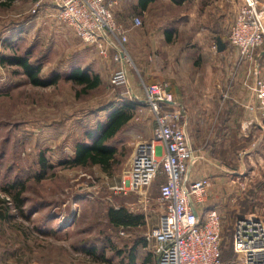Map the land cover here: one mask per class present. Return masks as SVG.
Here are the masks:
<instances>
[{
	"label": "rangeland",
	"instance_id": "obj_1",
	"mask_svg": "<svg viewBox=\"0 0 264 264\" xmlns=\"http://www.w3.org/2000/svg\"><path fill=\"white\" fill-rule=\"evenodd\" d=\"M239 1L231 4L237 8ZM137 8V0H119L114 9L115 21L127 36L124 47L132 63L127 67L132 84L127 80V87H112L110 74L119 68L112 56L102 60L95 49L57 23L50 16L49 3H0V58L28 54L30 62L40 66L41 78H58L53 86L35 88L20 68L0 64V264H131L133 256L134 264L145 258L155 264L147 236L160 215L157 198L163 178L159 174L146 194L123 196L115 189L128 170L136 144L153 131L152 116L142 103L145 73H176L178 52L172 45L177 37L172 45L166 43L146 56L139 39L145 35L144 25L150 28L153 20L150 14L142 18ZM134 17L141 19V27L133 26ZM234 17L229 15L224 28H218L225 42ZM199 51L194 56L202 67L212 50L202 44ZM75 68L97 74L100 86L77 97V87L66 80ZM128 89L132 98L126 94ZM131 100L136 104L133 119L107 142L117 150L110 174L97 166L62 165L73 157L74 145L87 141L86 136L95 133L96 125L104 123L114 107ZM227 100L232 102L225 92L218 94L215 115L221 116L219 104ZM133 128H137L136 135L130 132ZM240 131L244 138L239 144L227 151L216 148L213 159L196 163L191 173L194 179L211 177L207 201L220 215L225 238L237 214L264 218V168L254 170L251 157L256 139L264 137V120L255 125L246 122ZM41 158L50 166L46 174L41 171ZM213 169L214 174L209 172ZM111 207L142 214L145 224L114 228L106 218ZM222 260L239 264L229 251H224Z\"/></svg>",
	"mask_w": 264,
	"mask_h": 264
},
{
	"label": "built area",
	"instance_id": "obj_2",
	"mask_svg": "<svg viewBox=\"0 0 264 264\" xmlns=\"http://www.w3.org/2000/svg\"><path fill=\"white\" fill-rule=\"evenodd\" d=\"M43 1L50 5V16L95 49L99 58L109 60L112 56V62L119 68L110 74V86L127 87V67L132 63L124 47L127 36L114 18L118 0ZM262 5L261 0H240L229 27L228 45L237 52L239 63H254L264 45ZM132 23L134 27L142 25L139 17H134ZM243 83L254 96V112L264 119V76L260 67H248ZM126 94L132 98L129 89ZM143 94L153 118L152 138L136 144L115 193L146 194L157 176L163 175L157 198L163 211L147 236L156 264H224L220 215L206 205L211 177H191L199 158L187 139L183 110L166 84H146ZM230 242L239 264H264V218L237 214L231 223Z\"/></svg>",
	"mask_w": 264,
	"mask_h": 264
},
{
	"label": "crops",
	"instance_id": "obj_3",
	"mask_svg": "<svg viewBox=\"0 0 264 264\" xmlns=\"http://www.w3.org/2000/svg\"><path fill=\"white\" fill-rule=\"evenodd\" d=\"M231 3L232 0H186L179 4L169 0H153L140 14L142 18L152 16L153 20L150 28L144 25L145 35L140 36L139 39L146 56L150 53L154 54L166 43L172 45L174 36L177 37L172 45L178 52L176 73L159 75L147 72L145 84L166 83L169 86L174 101L183 110L187 139L199 158L198 162H208L209 158L213 159L214 154H217L216 148L221 150L224 148L227 151L235 147V144H239L240 138H244L240 131V126L244 123L252 121L255 125L264 120L254 112V96L243 83L245 70L253 65L259 66L264 76V46L255 56L254 63H239L237 52L230 50L228 40L225 42L224 34L220 31L224 28L229 15L232 19L240 6V1L237 8ZM154 23L155 27H153ZM217 38L225 44L222 52L217 51ZM202 44H205L207 48L211 47L212 53L204 57L205 63L201 67L194 55L200 52ZM127 80L131 85L130 73H127ZM223 92L232 102L227 100L219 104L222 114L215 115L213 112L218 107V94ZM142 103L144 104V99ZM224 105H230V107L223 108ZM140 128L144 127L141 125ZM130 132L136 135L137 128L131 129ZM152 132L146 140L152 138ZM256 140L257 145L251 152L252 163L255 166L254 170H262L264 168V164L261 165L264 162V137L261 136ZM218 143L220 146L217 145ZM214 171L216 172L215 169L209 172L214 174ZM206 205L208 208H214L209 200ZM158 210L160 214L163 211V207L159 204ZM154 261L156 264L155 256Z\"/></svg>",
	"mask_w": 264,
	"mask_h": 264
},
{
	"label": "trees",
	"instance_id": "obj_4",
	"mask_svg": "<svg viewBox=\"0 0 264 264\" xmlns=\"http://www.w3.org/2000/svg\"><path fill=\"white\" fill-rule=\"evenodd\" d=\"M15 0H0V3H11ZM172 3L179 4L186 0H169ZM191 1V0H188ZM153 0H138V14L144 11L149 3ZM6 6V5H4ZM168 41V39H167ZM0 64L2 66L18 67L21 69V74L26 77L28 84L35 88H48L53 86L58 78L46 80L40 77V66L36 63H31L28 54L23 56L12 55L10 57H1ZM66 80L71 82L77 91V97L85 95L90 91L97 89L101 80L100 77L93 75L90 70L75 68L67 75ZM136 104L134 101H124L114 107L107 115L104 123H98L95 127V133L87 135V141H80L74 145L73 157L62 163L63 166L68 168H88L97 166L105 174H110L114 167L117 150L109 145L107 142L117 136L124 127L133 119V112ZM42 173L46 174L50 169L44 159L39 161ZM163 178L164 176L160 175ZM162 182V183H163ZM106 218L109 224L114 228L129 229L137 228L145 224V219L142 214H133L127 211L124 207L109 208L106 212ZM234 219V218H233ZM233 221V220H232ZM231 221V222H232ZM231 222L227 230V237L225 238L224 232L222 233V246H221V261L224 251H229L233 256L231 248ZM223 231V226H222ZM135 257H131V264H134ZM224 263V262H223ZM142 264H151L149 259H145Z\"/></svg>",
	"mask_w": 264,
	"mask_h": 264
},
{
	"label": "water",
	"instance_id": "obj_5",
	"mask_svg": "<svg viewBox=\"0 0 264 264\" xmlns=\"http://www.w3.org/2000/svg\"><path fill=\"white\" fill-rule=\"evenodd\" d=\"M216 48L218 52H222L225 49V44L219 38L216 39ZM192 210L195 213L194 208Z\"/></svg>",
	"mask_w": 264,
	"mask_h": 264
},
{
	"label": "bare ground",
	"instance_id": "obj_6",
	"mask_svg": "<svg viewBox=\"0 0 264 264\" xmlns=\"http://www.w3.org/2000/svg\"><path fill=\"white\" fill-rule=\"evenodd\" d=\"M263 6V5H262ZM264 7V6H263Z\"/></svg>",
	"mask_w": 264,
	"mask_h": 264
}]
</instances>
